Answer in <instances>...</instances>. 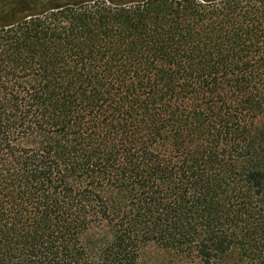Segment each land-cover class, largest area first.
<instances>
[{
  "label": "trees",
  "instance_id": "1",
  "mask_svg": "<svg viewBox=\"0 0 264 264\" xmlns=\"http://www.w3.org/2000/svg\"><path fill=\"white\" fill-rule=\"evenodd\" d=\"M153 246L264 264V0H0V264Z\"/></svg>",
  "mask_w": 264,
  "mask_h": 264
},
{
  "label": "rangeland",
  "instance_id": "2",
  "mask_svg": "<svg viewBox=\"0 0 264 264\" xmlns=\"http://www.w3.org/2000/svg\"><path fill=\"white\" fill-rule=\"evenodd\" d=\"M159 252V249L156 247H150L147 250V254H146V258H148L149 261L153 262V263H158V264H169V258L167 256H163V255H157V253Z\"/></svg>",
  "mask_w": 264,
  "mask_h": 264
}]
</instances>
